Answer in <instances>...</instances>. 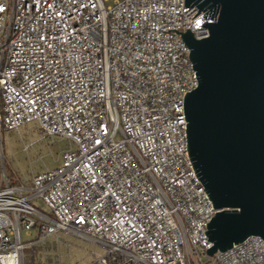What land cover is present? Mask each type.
Segmentation results:
<instances>
[{"label":"built area","instance_id":"2783aa9c","mask_svg":"<svg viewBox=\"0 0 264 264\" xmlns=\"http://www.w3.org/2000/svg\"><path fill=\"white\" fill-rule=\"evenodd\" d=\"M108 1L0 0V264H63L62 233L105 248L86 264H264L259 235L206 253L217 210L187 152L198 80L175 30L200 39L213 19L184 0ZM29 124L74 147L8 176L2 134L27 153Z\"/></svg>","mask_w":264,"mask_h":264},{"label":"water","instance_id":"95a60500","mask_svg":"<svg viewBox=\"0 0 264 264\" xmlns=\"http://www.w3.org/2000/svg\"><path fill=\"white\" fill-rule=\"evenodd\" d=\"M207 36L180 33L198 83L183 110L187 152L217 210L208 256L250 235L264 240V0H184ZM170 29H168L169 31Z\"/></svg>","mask_w":264,"mask_h":264},{"label":"rangeland","instance_id":"374dc122","mask_svg":"<svg viewBox=\"0 0 264 264\" xmlns=\"http://www.w3.org/2000/svg\"><path fill=\"white\" fill-rule=\"evenodd\" d=\"M111 3L112 0L107 2V4ZM26 128L30 129L28 135L25 133ZM20 133L25 135V142L33 141L27 153L23 149V141L17 131L2 134L8 176L15 173L23 178L30 173V167L34 172H39L45 168H54L60 164L63 151L69 147H74L72 142L57 135L38 140L40 135L37 130L33 129L32 124L22 127ZM34 204L41 210L47 211L42 200H36ZM60 238L63 264H68L67 252L72 264H86L91 261L93 255H101L105 252L102 245H97L71 233H62ZM66 243L69 244L68 248H66Z\"/></svg>","mask_w":264,"mask_h":264}]
</instances>
